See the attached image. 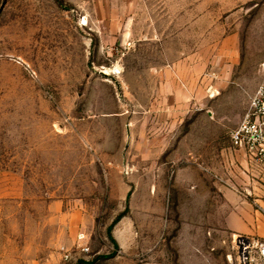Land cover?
Here are the masks:
<instances>
[{
	"label": "rangeland",
	"instance_id": "1",
	"mask_svg": "<svg viewBox=\"0 0 264 264\" xmlns=\"http://www.w3.org/2000/svg\"><path fill=\"white\" fill-rule=\"evenodd\" d=\"M262 86L264 0H0V264L176 261L181 196L192 221L264 201L222 173Z\"/></svg>",
	"mask_w": 264,
	"mask_h": 264
},
{
	"label": "crops",
	"instance_id": "2",
	"mask_svg": "<svg viewBox=\"0 0 264 264\" xmlns=\"http://www.w3.org/2000/svg\"><path fill=\"white\" fill-rule=\"evenodd\" d=\"M233 105L235 104L231 101L228 107L232 108L234 107ZM235 108L240 111L235 121V126L227 127L231 130L236 129L242 122L248 110V105L241 110L239 103H237ZM209 114L210 116L214 115V111L212 110ZM163 146L160 145L159 157L165 153ZM222 155L224 158L222 160L224 163L222 173L226 177L235 176L238 178V175L244 174L248 180L247 182H241L245 185L243 188L245 193L255 197L264 194L260 186H258L259 181L255 180V178L261 177L259 171L248 160L247 155L243 151L234 150L231 145L223 149ZM175 161L183 162L184 160L176 159ZM185 161L191 160L188 158ZM185 173L183 169L177 170V181L179 183L177 188L180 193H182L183 188H181L179 180L181 181ZM180 199L182 201L179 205V213L182 226L180 233L174 237L170 247L171 250L176 252L177 260L171 262L163 252L157 254L155 259L154 257H146L142 260L140 257L141 264H235L233 239L236 236L264 239V216L256 209L253 202L244 195L242 197V195L239 196L228 190L224 199L222 198L212 207V209L221 214V217L210 221H192V216L187 213L192 208V198H189L190 201H183L181 196ZM257 202L264 206V201L257 200ZM234 213L239 214L238 219L242 225H238L236 220L232 218ZM132 233L133 229L130 224L122 223L116 225L112 231V238L119 249L122 250L120 251V256L122 257H124V249L128 245L127 237L130 238ZM85 238V235H81L79 241H84ZM120 256H117L116 259H120ZM130 260L134 262V257H131Z\"/></svg>",
	"mask_w": 264,
	"mask_h": 264
},
{
	"label": "built area",
	"instance_id": "3",
	"mask_svg": "<svg viewBox=\"0 0 264 264\" xmlns=\"http://www.w3.org/2000/svg\"><path fill=\"white\" fill-rule=\"evenodd\" d=\"M120 75V72L117 73ZM234 150L243 151L264 178V86L251 99L249 108L239 126L230 134ZM253 204L264 216V206L257 200ZM235 264H264V239L236 236L233 239ZM82 253H90L82 248ZM73 260L72 254H65V264Z\"/></svg>",
	"mask_w": 264,
	"mask_h": 264
},
{
	"label": "trees",
	"instance_id": "4",
	"mask_svg": "<svg viewBox=\"0 0 264 264\" xmlns=\"http://www.w3.org/2000/svg\"><path fill=\"white\" fill-rule=\"evenodd\" d=\"M57 2H59L60 0H56ZM125 217V215L123 214V215H121L118 219H117V221L111 226V228L109 229V237H110V239H112L113 240V238H112V231H113V229H114V227L123 219ZM114 241V240H113ZM114 243H115V241H114ZM116 244V243H115Z\"/></svg>",
	"mask_w": 264,
	"mask_h": 264
},
{
	"label": "bare ground",
	"instance_id": "5",
	"mask_svg": "<svg viewBox=\"0 0 264 264\" xmlns=\"http://www.w3.org/2000/svg\"><path fill=\"white\" fill-rule=\"evenodd\" d=\"M118 72V71H117ZM115 73V72H114ZM106 75H108V73H105Z\"/></svg>",
	"mask_w": 264,
	"mask_h": 264
}]
</instances>
